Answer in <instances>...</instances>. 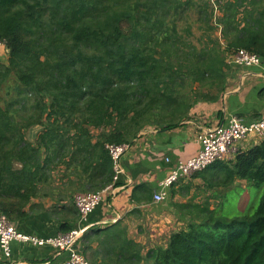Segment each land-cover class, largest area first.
<instances>
[{
  "label": "trees",
  "instance_id": "1",
  "mask_svg": "<svg viewBox=\"0 0 264 264\" xmlns=\"http://www.w3.org/2000/svg\"><path fill=\"white\" fill-rule=\"evenodd\" d=\"M216 1L218 15L209 0H0V87L10 76L16 83L0 105V213L26 216L62 169L69 184L86 176L76 183L84 192L105 188L107 145L130 143L149 125L173 129L195 104L218 101L239 49L263 63L264 0ZM191 15L196 43L191 24L178 30ZM32 126L42 129L34 143L24 134ZM193 176L209 195L183 205L191 222L144 256L127 242L123 264H264V136ZM250 186L262 195L243 211Z\"/></svg>",
  "mask_w": 264,
  "mask_h": 264
},
{
  "label": "crops",
  "instance_id": "2",
  "mask_svg": "<svg viewBox=\"0 0 264 264\" xmlns=\"http://www.w3.org/2000/svg\"><path fill=\"white\" fill-rule=\"evenodd\" d=\"M7 57V50L0 48V63L7 64ZM228 63L231 73L218 101L195 104L187 118L173 129L146 126L130 142L131 148L120 159L122 174L88 215L84 233L77 242L90 264H123L127 242L143 256L150 249L166 244L171 232L191 222L183 205L195 197L193 190L203 186L202 178L191 176L174 184L162 203L153 201L158 184L177 163L198 153L199 134L224 123L230 116L248 123L264 114V97H259L264 89V62L251 68ZM260 140L250 137L238 143L237 150L250 148ZM62 170L56 172L55 191L49 197L33 200L26 208V216L13 222L18 231L54 237L64 232L62 225L71 229L81 227L73 199L86 193L76 184L86 176L79 178L81 175L75 173L69 184ZM10 248L8 258L0 250V264H60L66 256L51 247L38 248L19 242H12Z\"/></svg>",
  "mask_w": 264,
  "mask_h": 264
},
{
  "label": "built area",
  "instance_id": "3",
  "mask_svg": "<svg viewBox=\"0 0 264 264\" xmlns=\"http://www.w3.org/2000/svg\"><path fill=\"white\" fill-rule=\"evenodd\" d=\"M215 15H218L216 0H209ZM0 48L6 49L5 41L0 40ZM229 62L242 67L251 68L262 65L261 58L245 49H239L228 59ZM264 136V114L256 121L245 123L236 116H230L224 123L217 124L198 135L200 145L198 153L185 162L177 163L169 174L158 184L153 193V201L162 203L168 197L169 189L181 180H185L196 173L206 170L217 161L231 160L236 151V145L250 137L261 139ZM131 148L130 143L107 145L106 149L112 160L113 176L111 183L105 188L77 194L74 196V206L78 212L81 227L59 233L54 237H38L18 231L13 222L6 215L0 213V250L5 257H10L12 242H19L34 247H51L58 253L66 254L60 264H90L77 247L81 239L88 215L103 201L105 194L118 181L123 170L120 164L121 157Z\"/></svg>",
  "mask_w": 264,
  "mask_h": 264
},
{
  "label": "rangeland",
  "instance_id": "4",
  "mask_svg": "<svg viewBox=\"0 0 264 264\" xmlns=\"http://www.w3.org/2000/svg\"><path fill=\"white\" fill-rule=\"evenodd\" d=\"M189 24H191V26H192V35H190L188 37V39L190 41H192L193 43H196L197 39H199V37L201 35V30H199V28H198L200 26V23L198 21H196V18L194 16H192V15L189 16L187 21H185L184 18H182L180 21H178V30L181 32L183 27L186 25H189ZM121 28L123 31L126 32L127 28H126V25L124 23L121 25ZM15 86H16V83L14 82V78H13V76H10L9 78H7L5 80L4 84L0 87V105L1 106H4L6 101L10 100L11 97L16 95V92L14 90ZM39 129H40V127L32 126L31 128H28L25 130L24 134H25V138L28 140V142L34 143L38 133L40 132ZM195 183L200 184V182L198 180H196ZM245 192L246 193L244 194L243 202L239 203L240 208L243 207L241 209L243 211L251 209L258 204L259 199L262 195V188H256L254 186H250L246 189ZM192 193L195 197H193L194 199L193 198L190 199L191 202H194V201L203 202L205 200V198L209 195V190H207L204 186H200L199 189L197 188V189L193 190ZM246 197H248L247 201H246ZM213 201L214 200H212L211 202H213ZM225 208L233 209L232 203L230 202V204H226ZM143 256H144V254H143Z\"/></svg>",
  "mask_w": 264,
  "mask_h": 264
},
{
  "label": "water",
  "instance_id": "5",
  "mask_svg": "<svg viewBox=\"0 0 264 264\" xmlns=\"http://www.w3.org/2000/svg\"><path fill=\"white\" fill-rule=\"evenodd\" d=\"M35 127V126H34ZM36 127H39V126H36ZM31 128V127H30Z\"/></svg>",
  "mask_w": 264,
  "mask_h": 264
}]
</instances>
